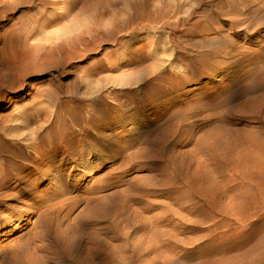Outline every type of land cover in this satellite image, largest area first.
Segmentation results:
<instances>
[{"label": "bare ground", "instance_id": "6f19581e", "mask_svg": "<svg viewBox=\"0 0 264 264\" xmlns=\"http://www.w3.org/2000/svg\"><path fill=\"white\" fill-rule=\"evenodd\" d=\"M9 1L0 0V20H6L17 6L52 10L34 22L36 38L53 34L49 32L70 18L77 19L89 3L88 0ZM224 2L111 0L103 8L99 1L93 9L96 18L112 14L120 3L127 6V17L111 16V23L103 31L95 23L67 41L35 44L32 38L28 39L26 30L22 32L26 38L19 45L21 37L17 33L10 37L0 55V110L12 106L19 98H29L31 103L14 115H0V210L13 202L15 206L31 208L29 216L36 220L31 231L14 243L0 264H119L114 252L102 249L95 227H102V231L124 243L129 241L133 229L148 230L152 243L132 253L155 254L145 264H174L164 250L168 241L161 240L163 235L157 230L159 224L172 225L175 214L165 208L161 216L145 220L141 214L148 209H164L150 205L149 199L164 198L172 201L171 206L189 205L191 214L196 215L203 209L217 207L227 211L232 167L254 182L240 196L244 204L262 193L258 176L264 159V140L231 142L223 126L235 116L246 118V113H264V52L252 56L236 49L230 40L239 33L252 36L264 32V0ZM211 3L215 10H206ZM196 17L200 19L191 22ZM219 24L228 31L223 32L217 27ZM157 30H169L170 37L164 39L160 35L150 39L145 46H153L154 50H138L136 54L140 53L132 62L137 66L148 60L164 64L155 65L147 73L148 79L130 74L120 80L97 78L98 82H93L106 70L103 63H97L85 70V80L75 82L68 92L70 99L61 101L59 78L66 79L65 68L72 61H83L101 46L116 45L121 33L133 39ZM200 38L202 42H197ZM159 43L163 46L157 47ZM200 44L216 47L198 52ZM220 56L226 63L216 66L227 69L222 72L227 85L221 89L226 94L217 100L200 98L194 102L197 98H193L184 103L182 93H177L190 81L207 75L208 65ZM115 67L118 65H111V72ZM210 73L214 75V71ZM30 76L48 80L38 89L25 88ZM83 84L90 87L91 98L82 94L89 99L80 97ZM48 101L56 102L55 110L37 107ZM240 101V109L230 107ZM65 105L73 108L65 109ZM127 125L133 131L128 140L120 136ZM205 127H209L205 136L197 139L196 133ZM190 145L191 151L179 150ZM109 160L116 167L92 181L89 188H83L80 182L94 179ZM142 170L156 175L125 180L131 182L124 191L105 195L122 187L121 180L130 172ZM65 171L69 173L64 182ZM71 174L75 178L73 184L68 181ZM217 174L219 183L214 177ZM134 206L140 208L135 210ZM15 209L7 207V211ZM20 212L23 211L16 214ZM224 215L222 225H227V213ZM119 225L127 229L125 234H118L122 230ZM84 242L89 248L81 247ZM228 263L224 254L216 264ZM255 264H264V252Z\"/></svg>", "mask_w": 264, "mask_h": 264}, {"label": "rangeland", "instance_id": "374dc122", "mask_svg": "<svg viewBox=\"0 0 264 264\" xmlns=\"http://www.w3.org/2000/svg\"><path fill=\"white\" fill-rule=\"evenodd\" d=\"M9 1V0H8ZM14 0H10V3ZM100 1L101 7L105 8L111 0H88L87 7L85 12L80 14L79 17L75 20L71 18L63 22L60 26L55 29H52L47 35L43 38H36V22L40 19L41 14H51L52 10L50 9H41L39 6L33 7H20L14 9V11L7 15L6 20H0V55L5 50V44H8L10 37H13V34L17 33L21 37V40L17 45L21 44L24 39L22 35L23 30L29 33L28 39L32 38L33 43H43L48 44L49 42H61L67 41L70 38H74L80 34L83 30H89L95 23H98L100 29L103 31L111 23L112 17L115 16L118 19H124L127 17L128 8L124 3L118 4L112 14H103L96 18L94 13V5H97ZM229 3L240 2V0H223ZM36 2V1H35ZM210 6V7H209ZM204 9L203 7H200ZM206 10H215L214 4H208ZM200 11H196V14ZM199 18L192 19L191 22L199 20ZM223 19V18H221ZM16 26L17 30L13 31V27ZM223 32L228 31L227 28L217 25ZM19 28V30H18ZM161 32L163 34H161ZM169 30H157L147 35H138L136 38L130 39V37H124L121 33L117 39V43L114 46L105 45L101 46L99 49L92 53H88L86 58L83 61L78 62L77 60L72 61L68 67L65 68V78L61 80L59 78V84L61 86L60 99L63 102H66L70 99L71 88L75 82L80 83L84 78L85 70L89 69L91 66L97 63H103L106 67V70L101 73L100 76L93 78V82H98L97 78H116L123 79L130 74H140L143 75L144 79H148L147 73L153 71L155 65L163 67L162 63H156L152 60L144 61L141 65L132 64L139 55L140 52H150L153 51V46H145V43L154 37H159L162 35V38H167ZM243 33H239L237 36H231L230 40L233 46L240 51H247L250 55H256L261 51L264 52V32H260L256 35H248L244 38ZM142 37V38H141ZM170 37V36H169ZM213 37V36H211ZM26 38V37H25ZM37 39V40H36ZM197 42H202V39L196 40ZM157 47L163 46L162 43L156 45ZM215 45L206 47L202 44L199 45L198 52L205 50L206 48H214ZM141 49V50H140ZM140 51L136 54L137 51ZM222 52L223 49L220 48ZM189 54L195 55V51H188ZM252 55V56H253ZM165 60V58L163 59ZM217 63L225 64L226 61L220 56L217 57L212 63L208 65L207 75H201L195 79V81H190L187 85L182 88L177 94L180 95L184 103L187 100L197 98L194 100L199 102L200 98L208 99H219L223 94L222 88L227 85V80L224 79L225 73L222 74L225 70V66L219 67L216 66ZM118 65L115 67V71L111 72V65ZM173 68V64L171 65ZM215 68V70H214ZM170 69V67H168ZM178 72L183 71L176 67L174 68ZM214 71V75L212 72ZM227 72V71H226ZM142 73V74H141ZM184 74V73H183ZM210 74V75H209ZM36 76V75H33ZM83 76V77H82ZM48 79L37 78V77H28L25 88L32 86L33 88L38 89L43 82ZM58 82V81H57ZM86 85H81L80 97L83 99H89L90 96V87L85 88ZM106 86L104 90L107 88ZM35 89V90H36ZM26 90V89H25ZM64 91L67 93H64ZM24 92V91H23ZM82 94L90 96L86 98ZM21 94L18 95V97ZM21 97V96H20ZM13 98V97H12ZM205 100V99H204ZM31 103L29 98H19L15 103L5 108L4 111L0 110V115L3 113L14 115L24 107L28 106ZM54 101L43 102L37 107L45 108L48 111L55 110ZM65 109L71 110L72 105H65ZM241 101L234 102L230 105L231 108H241ZM150 106H148L149 108ZM259 111V109H258ZM258 113V114H257ZM246 118H239L238 116L232 117L228 120V123L224 125V130L227 131L228 137L231 142L236 141H252L256 138L264 140V113L253 112L251 115L246 113ZM36 129V126L33 127ZM130 126L127 125L122 131L120 136L126 140L131 139L133 131L130 130ZM209 127H205L202 130L196 133V138L202 140L205 136V133L208 131ZM143 148V147H142ZM135 151V149H133ZM181 152H188L192 150V145L185 148L179 149ZM133 151V152H135ZM109 162V163H107ZM261 171L259 172L258 181L262 186V193L258 195L257 198L248 199L246 204H244L241 199V194L247 193L248 189L254 186V182L251 180L246 173L242 174L240 171H235L234 167L231 168V181L228 185L230 188L229 196V206L227 211H222L220 208H214L211 210L203 209L199 213L191 214L189 211V205L180 206H171L172 201L166 200L164 198H151L147 202L152 206L163 207L164 209L152 210L150 205L147 206L148 209L146 213H142V218L150 219L155 216H161L165 213V208H169L175 214V221L172 225L168 224H159L158 230L160 231L163 237L161 240L168 241V246L164 248L166 255L169 256V261H174V264H201L203 261H208L209 264L214 262L215 264L220 262L225 258L229 259L228 264H255L258 256H261L264 252V159L261 161ZM116 166L114 162L106 161L105 167L102 171L94 175V179L86 178L80 184L82 187L89 188L91 182L100 178L103 174L114 169ZM147 170V169H145ZM136 171L130 172V175L126 177L122 184V187H119L114 190H110L105 195L111 196L114 193L124 191L130 182H125V180L136 179H149L156 175V172L151 171ZM69 172L65 171L62 180L65 182L67 180V174ZM68 178L72 184L75 183V178ZM217 179V183L220 182V177L217 175L214 176ZM44 188L46 185L43 186ZM76 195V194H74ZM73 195V196H74ZM8 206H14L16 209L7 211ZM5 209L0 210V262L4 257L5 253H8L11 247L16 241L19 240L22 236L26 235L34 227L36 218H31L29 213L32 209L26 206L17 205L12 203H7L4 206ZM135 210L137 206L133 207ZM80 209L76 210L73 215L70 217L72 220ZM16 211H23L19 214H16ZM27 212V213H25ZM224 212L228 216V224L222 225V219L225 216ZM175 224V225H174ZM78 229V227H76ZM118 228L122 230L118 233L119 235L125 234L127 229L124 225H119ZM174 228V231H173ZM136 229V228H135ZM134 232L129 233V241L125 242L122 240H117L112 237L111 234L106 231H102V227H95L94 230H97V238L101 242L100 245L104 246L102 249L106 248L115 253V256L119 258V264H145L150 260L155 258V254H146V252H141L135 256L132 253L134 249L143 250L146 249L151 243L152 238L148 235V230L140 231V227ZM132 230V231H133ZM91 232V227L88 229ZM96 233V232H95ZM114 238L113 241L110 239ZM86 246L89 248L86 242L81 244V247ZM221 250V251H220ZM223 252V253H222ZM105 257H102L104 259ZM112 264H117L112 263Z\"/></svg>", "mask_w": 264, "mask_h": 264}]
</instances>
